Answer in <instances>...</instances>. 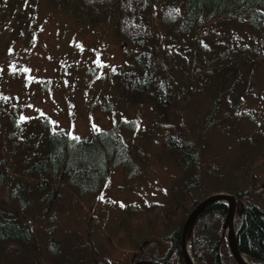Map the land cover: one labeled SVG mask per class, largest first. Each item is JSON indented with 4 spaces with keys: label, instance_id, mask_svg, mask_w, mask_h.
<instances>
[{
    "label": "rangeland",
    "instance_id": "obj_1",
    "mask_svg": "<svg viewBox=\"0 0 264 264\" xmlns=\"http://www.w3.org/2000/svg\"><path fill=\"white\" fill-rule=\"evenodd\" d=\"M65 1L0 0V168L12 176L0 181V211L29 226L26 241L0 240V264H141L142 249L161 256L188 207L186 189L196 201L230 186L264 208V30L217 18L177 32L155 3L140 19L144 42L134 44L116 8L89 25L86 10ZM143 50L160 67L152 89L171 95L166 120L152 99H121L107 78L134 69ZM49 130L87 139L105 131L117 142L93 161L96 189L56 181L54 201L46 191L21 207L11 192L19 181L34 189L22 169L45 153ZM161 206L177 209L165 221Z\"/></svg>",
    "mask_w": 264,
    "mask_h": 264
},
{
    "label": "trees",
    "instance_id": "obj_2",
    "mask_svg": "<svg viewBox=\"0 0 264 264\" xmlns=\"http://www.w3.org/2000/svg\"><path fill=\"white\" fill-rule=\"evenodd\" d=\"M53 2L64 4L66 1L53 0ZM72 2L75 3L76 8L82 6L86 10L83 20L89 25L103 22L116 8L117 26L120 32L134 44L144 42L147 29L140 19L155 3L160 5L158 16L164 26L177 32L188 31L192 27L205 25L206 22L217 18L243 20L252 28L264 30V0H72ZM148 52L143 50L138 53L135 59L137 65L134 69L123 71L113 69L108 73L107 78L111 84L116 85L121 99L136 103L152 99L163 113L160 115L161 118L166 120L168 117L165 112L170 107L171 95L169 91L155 93L152 89V83L156 80L160 67L156 62H152L151 65L148 63L150 58ZM116 139L115 133L105 131L97 137L87 139L70 136L64 131L49 130L43 139L46 145L45 153H39L38 158L25 164V169H22L25 177L34 179L32 183L34 189L32 190L29 184L19 181L11 192L12 197L19 200L23 207L33 198H42L47 191L44 196L51 202L56 197L53 184L64 180L69 186L81 191L96 189L102 172L100 173L93 161L99 159L106 148L114 147ZM166 142L168 147L175 149L171 139L168 138ZM177 150L186 154L185 161L191 158L184 147H177ZM57 173L59 176H56ZM10 178H12L11 174L0 168V181L3 179L8 181ZM215 191L231 194L232 189L227 186L225 189L218 188ZM182 193L186 199H189L188 207L184 208L179 225L168 235V250L165 254L157 256L156 253L149 254L142 249L141 264H184L180 253L182 225L194 205L210 194H203L200 200L195 201L187 189ZM232 193L237 199L235 222L237 246L251 264H264V208L250 202L247 194L233 191ZM165 207L167 206H161L159 211L167 221L177 208ZM226 211V203L214 202L197 218L190 237L194 264H237L229 253L226 238L222 237V222ZM28 237L29 226L22 216L20 218L15 212L0 211L1 241L23 242Z\"/></svg>",
    "mask_w": 264,
    "mask_h": 264
},
{
    "label": "water",
    "instance_id": "obj_3",
    "mask_svg": "<svg viewBox=\"0 0 264 264\" xmlns=\"http://www.w3.org/2000/svg\"><path fill=\"white\" fill-rule=\"evenodd\" d=\"M214 202H223L227 205V211L222 222V237L226 238V243L230 255L234 258L237 264H251L246 260L244 255L238 248L235 238V212L237 207V199L234 194L225 192L212 193L199 202H197L186 217L180 234V253L184 264H194L190 252V237L192 228L199 215L206 209L207 206ZM245 257V259H244ZM248 259V258H247Z\"/></svg>",
    "mask_w": 264,
    "mask_h": 264
},
{
    "label": "bare ground",
    "instance_id": "obj_4",
    "mask_svg": "<svg viewBox=\"0 0 264 264\" xmlns=\"http://www.w3.org/2000/svg\"><path fill=\"white\" fill-rule=\"evenodd\" d=\"M244 259H245V257H244ZM246 260H248V259L246 258Z\"/></svg>",
    "mask_w": 264,
    "mask_h": 264
}]
</instances>
